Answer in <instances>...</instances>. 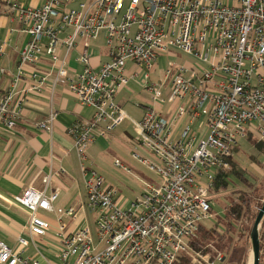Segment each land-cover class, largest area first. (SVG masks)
Here are the masks:
<instances>
[{
    "label": "built area",
    "instance_id": "1",
    "mask_svg": "<svg viewBox=\"0 0 264 264\" xmlns=\"http://www.w3.org/2000/svg\"><path fill=\"white\" fill-rule=\"evenodd\" d=\"M36 1L6 0L11 19L29 40L18 53L10 88L0 95V132L14 130L24 99L47 84L51 93L65 85L93 115L69 130L85 202L54 210L57 191L45 195V190L26 189L14 202L29 214V235H47L51 225L39 213H50L57 221L61 264H173L180 254L196 264H215L219 254L212 262L192 251L190 243L212 217L209 196L218 172L230 169L232 149L248 136L264 141V0ZM100 31L108 60L95 66L91 48ZM5 49L1 44L0 56ZM169 49L195 64L165 70L163 82L154 83L150 73ZM73 51L79 73L67 65ZM43 55L50 68L26 74L25 68L37 65ZM141 73L139 83L153 104L143 106L142 118L132 122L137 130L132 157L156 175L157 183L144 182L137 200L121 203L116 189L104 187L85 166V150L128 119L115 97ZM22 78L27 81L20 86ZM53 120L51 112L35 128L51 132ZM185 120L192 125L202 120L207 136L198 138L189 127L178 133L176 127ZM113 165L125 170L117 160ZM50 179L47 175L42 184L47 187ZM79 211L92 217V225L85 218L68 233L64 218L74 222ZM27 244L18 239L21 249ZM0 264L40 262L0 241Z\"/></svg>",
    "mask_w": 264,
    "mask_h": 264
},
{
    "label": "crops",
    "instance_id": "2",
    "mask_svg": "<svg viewBox=\"0 0 264 264\" xmlns=\"http://www.w3.org/2000/svg\"><path fill=\"white\" fill-rule=\"evenodd\" d=\"M19 1L37 2L36 0ZM28 40V36L20 33L17 22L11 19L5 4L4 11L0 14V45L6 46L5 52L0 56V70L3 71L0 77V95L10 88L16 73L18 53ZM96 44L97 40L91 48L93 51L91 62L98 66L107 61L100 60L106 57L107 50L105 47L103 53L95 50L93 47ZM76 57L77 51L71 52L67 65L79 73L81 66L76 62ZM189 58L179 66L188 68L193 66L195 61ZM161 61L162 56L156 65L160 66ZM50 66L49 58L43 55L37 65L26 67L25 73L45 72ZM26 81V78H22L20 86ZM49 85L41 88L39 93L31 94L29 98L24 99L21 118L13 131L0 132V241L11 249L18 250L23 258L35 259L40 264H61L58 257L60 240L56 236L55 215L41 212L39 216L50 223L51 230L44 237H32L27 229L29 214L14 202V198L28 188L45 190V195L57 191V200L53 203L54 210L79 208L85 202L84 179L78 167L69 130L76 122L90 120L93 110L78 105L65 85H56L52 93ZM117 104L122 108L120 103ZM142 106L148 104H139L143 112ZM51 112L54 114L52 131L37 130L36 123L45 120ZM185 127L196 131L198 138L203 134V137L207 136L202 120L193 125L187 120L182 121L176 127V131L180 133ZM96 141L103 146L106 145L103 138ZM61 168L65 171L63 175L58 174ZM47 175H50L51 179L45 187L42 180ZM44 215H50L52 218L46 219ZM88 217L79 211L74 222L70 218H64L66 231L71 233L81 227L85 218L88 221ZM18 239L26 240L27 246L21 249Z\"/></svg>",
    "mask_w": 264,
    "mask_h": 264
},
{
    "label": "rangeland",
    "instance_id": "3",
    "mask_svg": "<svg viewBox=\"0 0 264 264\" xmlns=\"http://www.w3.org/2000/svg\"><path fill=\"white\" fill-rule=\"evenodd\" d=\"M105 32L100 31L97 38V44L93 48L103 53L105 43ZM190 58L187 55H182L176 50L169 49L168 53L162 55V61L160 66L154 65L153 71L150 73V80L154 83L163 82V74L165 70L173 69L182 63L188 61ZM101 61L108 60V57H102ZM98 62V61H97ZM96 62V63H97ZM126 75L130 77V66L126 67ZM142 73L136 79H130L127 85L120 90L115 97L116 103H120L122 111L125 112L128 119H125L105 138L106 145H101L98 141L87 146L85 150V166L94 171L98 176L102 178L103 186H111L117 191L118 201L133 202L137 200L141 193L144 182L150 184H156V175L150 172L144 165L135 160L132 154L135 152L134 142L137 137V130L132 122H137L142 118L143 112L139 107V104H153L150 99V94L144 90L140 85V79ZM168 89L162 90L163 98L168 97ZM183 103H188L185 99ZM182 104V103H181ZM168 104H165L162 108L166 111ZM143 107V106H142ZM204 126V124H203ZM206 139V138H205ZM256 140V138H253ZM243 140L239 142L242 144ZM251 149L247 146L241 145L238 154H233V160L245 171V177L247 181L257 183L259 186L264 184V167L257 168L250 161ZM117 160L125 168L118 169L113 163ZM264 166V158L260 159ZM242 188V182L235 178L229 179V190L225 193L213 194L210 193L209 200H211L213 206L209 221L202 224L203 227L209 228L214 225L217 220L223 218V213L226 206L231 202L232 195L231 189ZM41 214V213H39ZM46 219H51L52 216L44 215ZM88 221L92 224V217L88 215ZM237 242L233 244V249L226 257L224 263L220 264H249L251 263V244H247L248 238L236 237ZM193 242V241H191ZM211 254L205 253L210 261H214L218 255L213 249ZM199 254H202L199 252ZM215 254V255H214ZM220 255V260L223 259V255ZM264 247L260 250L259 264H264ZM219 261H215V264H219ZM196 264V263H195Z\"/></svg>",
    "mask_w": 264,
    "mask_h": 264
},
{
    "label": "trees",
    "instance_id": "4",
    "mask_svg": "<svg viewBox=\"0 0 264 264\" xmlns=\"http://www.w3.org/2000/svg\"><path fill=\"white\" fill-rule=\"evenodd\" d=\"M5 4V0H0V14L3 13ZM241 145L251 149L249 157L251 163L257 168H263L264 166L260 159L264 158V141H257L248 136L243 140L242 144H238L232 149V156L233 154H238ZM232 156L228 158L230 169L228 171L221 170L216 175L212 193L227 192L229 190L230 177L239 179L242 182V188L229 191L233 198L226 206L223 218L217 220L209 228L200 225L196 239L190 243L194 252L211 254L210 249H213L217 254H222L223 259L218 262L219 264L224 263L228 254L234 250L233 244L237 242L235 240L237 236L240 238L245 235L248 238L247 244L250 243L249 235L253 222L264 201V184L259 186L257 183L247 181L245 171L233 160ZM259 241L260 250H262L264 247V218L260 223ZM173 264H195V262L190 256L180 254Z\"/></svg>",
    "mask_w": 264,
    "mask_h": 264
},
{
    "label": "water",
    "instance_id": "5",
    "mask_svg": "<svg viewBox=\"0 0 264 264\" xmlns=\"http://www.w3.org/2000/svg\"><path fill=\"white\" fill-rule=\"evenodd\" d=\"M264 218V201L261 208L258 210L256 218L253 222L249 239L251 244V264H259L260 258V241H259V228L262 219Z\"/></svg>",
    "mask_w": 264,
    "mask_h": 264
},
{
    "label": "bare ground",
    "instance_id": "6",
    "mask_svg": "<svg viewBox=\"0 0 264 264\" xmlns=\"http://www.w3.org/2000/svg\"><path fill=\"white\" fill-rule=\"evenodd\" d=\"M249 264H251V263L249 262Z\"/></svg>",
    "mask_w": 264,
    "mask_h": 264
}]
</instances>
